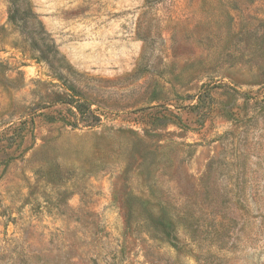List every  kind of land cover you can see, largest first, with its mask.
Masks as SVG:
<instances>
[{"label": "rangeland", "instance_id": "374dc122", "mask_svg": "<svg viewBox=\"0 0 264 264\" xmlns=\"http://www.w3.org/2000/svg\"><path fill=\"white\" fill-rule=\"evenodd\" d=\"M30 2L68 66L0 0V264H264V0Z\"/></svg>", "mask_w": 264, "mask_h": 264}, {"label": "trees", "instance_id": "16d2710c", "mask_svg": "<svg viewBox=\"0 0 264 264\" xmlns=\"http://www.w3.org/2000/svg\"><path fill=\"white\" fill-rule=\"evenodd\" d=\"M8 26L21 37L22 45H14L23 53L38 63H44L53 73L60 76V69L67 67L64 57L59 53L55 42L45 30L43 23L38 19V14L33 11L30 0H7ZM1 29H3L1 27ZM264 55V50H263ZM264 64V62H263ZM1 66V63H0ZM70 107L67 108L63 118H73L77 125L92 126L99 121V116L90 108V103L83 102V98L75 99L72 94L68 96ZM51 120H54L52 117ZM69 122V121H68ZM71 124V123H69Z\"/></svg>", "mask_w": 264, "mask_h": 264}]
</instances>
